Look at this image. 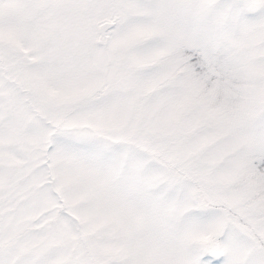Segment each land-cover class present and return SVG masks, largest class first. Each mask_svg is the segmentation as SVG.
<instances>
[{"label": "snow or ice", "instance_id": "1", "mask_svg": "<svg viewBox=\"0 0 264 264\" xmlns=\"http://www.w3.org/2000/svg\"><path fill=\"white\" fill-rule=\"evenodd\" d=\"M0 264H264V0H0Z\"/></svg>", "mask_w": 264, "mask_h": 264}]
</instances>
